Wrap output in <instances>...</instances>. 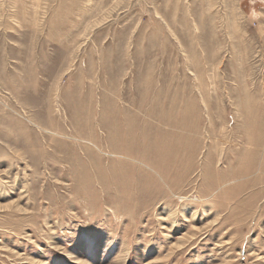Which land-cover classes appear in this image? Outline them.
Listing matches in <instances>:
<instances>
[{
    "label": "rangeland",
    "instance_id": "1",
    "mask_svg": "<svg viewBox=\"0 0 264 264\" xmlns=\"http://www.w3.org/2000/svg\"><path fill=\"white\" fill-rule=\"evenodd\" d=\"M0 264H264V0H0Z\"/></svg>",
    "mask_w": 264,
    "mask_h": 264
}]
</instances>
